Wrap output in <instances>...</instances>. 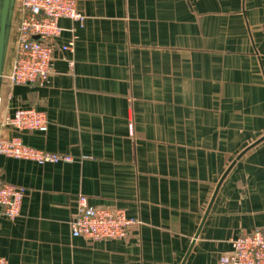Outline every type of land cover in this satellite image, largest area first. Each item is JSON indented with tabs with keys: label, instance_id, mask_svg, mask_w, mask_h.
I'll return each mask as SVG.
<instances>
[{
	"label": "crops",
	"instance_id": "obj_1",
	"mask_svg": "<svg viewBox=\"0 0 264 264\" xmlns=\"http://www.w3.org/2000/svg\"><path fill=\"white\" fill-rule=\"evenodd\" d=\"M75 1L85 21H60L49 83L3 90L0 121L45 112L48 131L23 142L74 160L0 156L26 189L19 217L0 221V257L219 264L264 231V0ZM81 197L142 224L123 240L73 237Z\"/></svg>",
	"mask_w": 264,
	"mask_h": 264
},
{
	"label": "built area",
	"instance_id": "obj_2",
	"mask_svg": "<svg viewBox=\"0 0 264 264\" xmlns=\"http://www.w3.org/2000/svg\"><path fill=\"white\" fill-rule=\"evenodd\" d=\"M199 1V0H195ZM68 19L82 25L85 16L75 0H18L15 28L4 89L16 86H44L53 74L55 41L62 33L60 21ZM74 53L75 42L62 46ZM73 65V62H71ZM49 121L46 113L35 107L19 108L0 121V156L32 161L38 165L70 163L72 156L50 153L26 145V132L46 133ZM130 134L134 127L129 126ZM26 189L8 183L0 175V221L16 220L20 213ZM139 219L130 218L122 209L91 206L85 197L78 200L75 216L70 222L73 237L90 241L123 240L141 226ZM231 252L222 255L219 264H264V231L241 235L231 241ZM0 264H9L0 257Z\"/></svg>",
	"mask_w": 264,
	"mask_h": 264
},
{
	"label": "water",
	"instance_id": "obj_3",
	"mask_svg": "<svg viewBox=\"0 0 264 264\" xmlns=\"http://www.w3.org/2000/svg\"><path fill=\"white\" fill-rule=\"evenodd\" d=\"M17 3L18 0H0V106L15 28Z\"/></svg>",
	"mask_w": 264,
	"mask_h": 264
},
{
	"label": "rangeland",
	"instance_id": "obj_4",
	"mask_svg": "<svg viewBox=\"0 0 264 264\" xmlns=\"http://www.w3.org/2000/svg\"><path fill=\"white\" fill-rule=\"evenodd\" d=\"M6 99V98H5ZM10 159H12V158H10Z\"/></svg>",
	"mask_w": 264,
	"mask_h": 264
}]
</instances>
